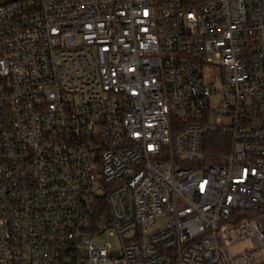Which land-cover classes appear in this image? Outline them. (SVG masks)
<instances>
[{"label":"built area","instance_id":"1","mask_svg":"<svg viewBox=\"0 0 264 264\" xmlns=\"http://www.w3.org/2000/svg\"><path fill=\"white\" fill-rule=\"evenodd\" d=\"M0 264H264V0L1 4Z\"/></svg>","mask_w":264,"mask_h":264},{"label":"rangeland","instance_id":"2","mask_svg":"<svg viewBox=\"0 0 264 264\" xmlns=\"http://www.w3.org/2000/svg\"><path fill=\"white\" fill-rule=\"evenodd\" d=\"M211 57H212V64L209 65V66H207V67H205L203 69L204 75H205V78L206 79L218 78V76L220 74V71H221L220 70V67L218 66L219 65L218 59L213 58V56H211ZM216 87L218 89H221V87H222L221 86V83L220 82H216ZM217 100H218L217 98L214 99V101H217ZM209 144H211V142H208V139H207L206 146H208ZM161 223H162V219L160 218V219L156 220V223L152 227H150L148 230H152L153 228H156ZM100 238L103 239L104 241L110 243V245L112 247L117 246V241H116L115 237H109L107 232L106 233H103L102 235H100ZM245 244H246V242L244 244L242 243L240 245V247H243Z\"/></svg>","mask_w":264,"mask_h":264},{"label":"trees","instance_id":"3","mask_svg":"<svg viewBox=\"0 0 264 264\" xmlns=\"http://www.w3.org/2000/svg\"><path fill=\"white\" fill-rule=\"evenodd\" d=\"M207 139L210 140L209 142H211V144L205 147V151L209 153L219 152L220 151L219 144L221 143L222 140L220 135L219 134L208 135Z\"/></svg>","mask_w":264,"mask_h":264},{"label":"water","instance_id":"4","mask_svg":"<svg viewBox=\"0 0 264 264\" xmlns=\"http://www.w3.org/2000/svg\"><path fill=\"white\" fill-rule=\"evenodd\" d=\"M9 1H11V0H6V1H4V2H0V5H1V4H4V3H6V2H9Z\"/></svg>","mask_w":264,"mask_h":264}]
</instances>
